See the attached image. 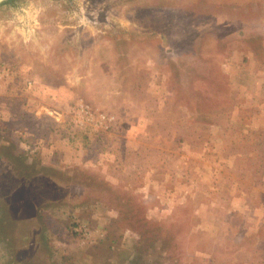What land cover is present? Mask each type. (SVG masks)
<instances>
[{"label":"rangeland","instance_id":"obj_1","mask_svg":"<svg viewBox=\"0 0 264 264\" xmlns=\"http://www.w3.org/2000/svg\"><path fill=\"white\" fill-rule=\"evenodd\" d=\"M0 264H264V0L0 2Z\"/></svg>","mask_w":264,"mask_h":264},{"label":"water","instance_id":"obj_2","mask_svg":"<svg viewBox=\"0 0 264 264\" xmlns=\"http://www.w3.org/2000/svg\"><path fill=\"white\" fill-rule=\"evenodd\" d=\"M2 1H4V0H0V2H2Z\"/></svg>","mask_w":264,"mask_h":264}]
</instances>
